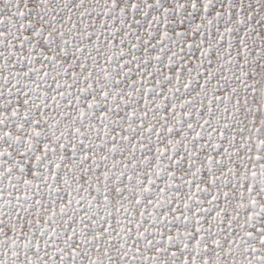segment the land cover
I'll list each match as a JSON object with an SVG mask.
<instances>
[{
    "label": "snow or ice",
    "instance_id": "6c2138e0",
    "mask_svg": "<svg viewBox=\"0 0 264 264\" xmlns=\"http://www.w3.org/2000/svg\"><path fill=\"white\" fill-rule=\"evenodd\" d=\"M0 264H264V0H0Z\"/></svg>",
    "mask_w": 264,
    "mask_h": 264
}]
</instances>
